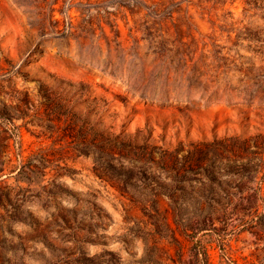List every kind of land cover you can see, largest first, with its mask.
<instances>
[{"label": "rangeland", "instance_id": "obj_1", "mask_svg": "<svg viewBox=\"0 0 264 264\" xmlns=\"http://www.w3.org/2000/svg\"><path fill=\"white\" fill-rule=\"evenodd\" d=\"M0 264H264V0H0Z\"/></svg>", "mask_w": 264, "mask_h": 264}]
</instances>
